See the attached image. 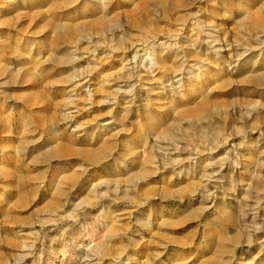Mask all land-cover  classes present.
Here are the masks:
<instances>
[{
  "label": "rangeland",
  "instance_id": "obj_1",
  "mask_svg": "<svg viewBox=\"0 0 264 264\" xmlns=\"http://www.w3.org/2000/svg\"><path fill=\"white\" fill-rule=\"evenodd\" d=\"M0 264H264V0H0Z\"/></svg>",
  "mask_w": 264,
  "mask_h": 264
}]
</instances>
